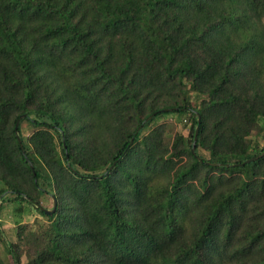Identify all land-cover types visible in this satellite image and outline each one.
<instances>
[{
    "label": "trees",
    "instance_id": "16d2710c",
    "mask_svg": "<svg viewBox=\"0 0 264 264\" xmlns=\"http://www.w3.org/2000/svg\"><path fill=\"white\" fill-rule=\"evenodd\" d=\"M263 151L264 0H0V264H264Z\"/></svg>",
    "mask_w": 264,
    "mask_h": 264
},
{
    "label": "rangeland",
    "instance_id": "374dc122",
    "mask_svg": "<svg viewBox=\"0 0 264 264\" xmlns=\"http://www.w3.org/2000/svg\"><path fill=\"white\" fill-rule=\"evenodd\" d=\"M165 119L176 121L177 131H181V130L184 131L186 129V123L187 122H185V121L178 122L176 114H167V115L161 116L158 118V121H163ZM23 127H24V133H25V135H27L28 132L30 131V127L28 124H24ZM4 209H5L4 210L5 213L3 215V218H1V220H0L1 221V227H2V229H4L6 231V234L8 235V237L10 239H14L15 224L13 223V220H12L11 206L6 205ZM32 217H34L33 214H27L25 216V220H31ZM3 249H4V247L2 246V243L0 242V252L1 253L4 252ZM23 260L25 261V259H23ZM9 262H10V264H13L11 258H9Z\"/></svg>",
    "mask_w": 264,
    "mask_h": 264
},
{
    "label": "water",
    "instance_id": "95a60500",
    "mask_svg": "<svg viewBox=\"0 0 264 264\" xmlns=\"http://www.w3.org/2000/svg\"><path fill=\"white\" fill-rule=\"evenodd\" d=\"M166 110H168V109H164L163 111H166ZM153 116H154V115L149 116L146 120H149V119L152 118ZM198 118L200 119V116H198ZM18 126H19V121H18L17 124H16V130H17ZM198 129H199V128L197 127V129H196V133H195V140H194L193 147H192V151H193V152H194V150H195V142L197 141ZM18 139H19L20 144L23 145V144H22V140H21V138L18 137ZM263 155H264V151H263L261 154H259V155L253 156V157H251V158H249V159H246V160L244 161V163H246V162H250V161H253V160H256V159L260 158V157L263 156ZM199 159L202 160L200 157H199ZM244 163H242V164H244ZM212 164H217V165H218L219 163H212ZM31 167H32V169H33V164H31ZM56 207H57V200H56V198H54V204H53V207H52L51 209H45V208H43V207H41V208L44 209L45 212H47V213H49V214H52V213L55 211Z\"/></svg>",
    "mask_w": 264,
    "mask_h": 264
}]
</instances>
